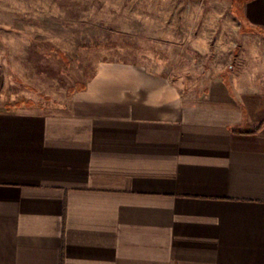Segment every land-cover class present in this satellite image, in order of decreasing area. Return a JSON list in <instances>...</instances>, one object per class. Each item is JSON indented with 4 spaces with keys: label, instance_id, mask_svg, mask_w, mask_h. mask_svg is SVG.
Here are the masks:
<instances>
[{
    "label": "crops",
    "instance_id": "obj_1",
    "mask_svg": "<svg viewBox=\"0 0 264 264\" xmlns=\"http://www.w3.org/2000/svg\"><path fill=\"white\" fill-rule=\"evenodd\" d=\"M200 94L102 61L63 101L5 95L0 264H264V0Z\"/></svg>",
    "mask_w": 264,
    "mask_h": 264
},
{
    "label": "rangeland",
    "instance_id": "obj_2",
    "mask_svg": "<svg viewBox=\"0 0 264 264\" xmlns=\"http://www.w3.org/2000/svg\"><path fill=\"white\" fill-rule=\"evenodd\" d=\"M243 1L0 0L3 93L63 101L102 61L144 64L203 93L245 42Z\"/></svg>",
    "mask_w": 264,
    "mask_h": 264
},
{
    "label": "trees",
    "instance_id": "obj_3",
    "mask_svg": "<svg viewBox=\"0 0 264 264\" xmlns=\"http://www.w3.org/2000/svg\"><path fill=\"white\" fill-rule=\"evenodd\" d=\"M263 30H264V28H263Z\"/></svg>",
    "mask_w": 264,
    "mask_h": 264
}]
</instances>
